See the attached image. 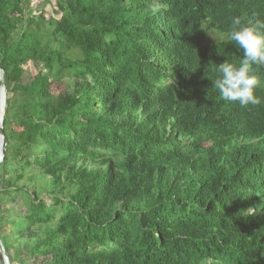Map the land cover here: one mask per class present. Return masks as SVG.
<instances>
[{
	"label": "trees",
	"instance_id": "trees-1",
	"mask_svg": "<svg viewBox=\"0 0 264 264\" xmlns=\"http://www.w3.org/2000/svg\"><path fill=\"white\" fill-rule=\"evenodd\" d=\"M54 1L57 17L0 0V69L23 93L3 116L0 203L21 197L33 264H264V103L212 81L242 57L231 18L264 19V0ZM28 60L42 70L22 85Z\"/></svg>",
	"mask_w": 264,
	"mask_h": 264
},
{
	"label": "clouds",
	"instance_id": "clouds-1",
	"mask_svg": "<svg viewBox=\"0 0 264 264\" xmlns=\"http://www.w3.org/2000/svg\"><path fill=\"white\" fill-rule=\"evenodd\" d=\"M228 39L242 52V57L239 62L227 60L217 65L220 75L212 80L213 86L225 102L245 108L264 103L257 95L261 77L256 71L257 67L264 66V19L232 17ZM250 209L244 215L253 214Z\"/></svg>",
	"mask_w": 264,
	"mask_h": 264
},
{
	"label": "rangeland",
	"instance_id": "rangeland-1",
	"mask_svg": "<svg viewBox=\"0 0 264 264\" xmlns=\"http://www.w3.org/2000/svg\"><path fill=\"white\" fill-rule=\"evenodd\" d=\"M28 1V7L26 8L28 10H32V14H37L38 9L41 8L46 16H59L58 13H56L54 10L56 9L54 3V0L44 1V0H27ZM54 12V13H53ZM219 38V35L215 32H212L210 34V40L214 41ZM23 67V73L21 75L20 83L22 85H28L34 78V76L37 74L39 70H42L41 64L33 62L31 60H28L22 64ZM0 77L2 78L3 86L5 87V83L7 85L8 89L6 90V101L4 106V112L5 109L10 104H17L20 102L21 98L23 97V93L21 91L12 90L13 88V80L5 79L4 72L0 69ZM73 82L74 80L70 77L66 76L59 82L52 83L50 89L53 94H59L63 93L67 90H72L73 88ZM1 155V150H0ZM1 158V157H0ZM3 163V162H2ZM2 163L0 164V196L4 194V184L2 183ZM10 172H15V167L12 163H9L6 167ZM25 174H28V176H34L35 181L32 183L34 185H37L39 187H42L43 182L41 178L39 177L40 170L38 169H30L26 170ZM26 182L29 183V181L26 179ZM31 183H29L30 185ZM41 199H43L47 204H51V199L49 196L45 193L41 195ZM0 207H2V210H6V213L2 214V220H3V233H7L9 237L11 238V242L13 245H11L9 252L7 254L8 257H12L15 255V249L19 248V253L17 256V259H14L12 264H33V261L30 260L27 254V240L28 237L24 235V237H18L17 230L18 225L14 222L22 221L23 219H20L19 217L24 215L25 207L22 203L21 197L18 194H13L12 197L4 199L0 203Z\"/></svg>",
	"mask_w": 264,
	"mask_h": 264
},
{
	"label": "water",
	"instance_id": "water-1",
	"mask_svg": "<svg viewBox=\"0 0 264 264\" xmlns=\"http://www.w3.org/2000/svg\"><path fill=\"white\" fill-rule=\"evenodd\" d=\"M6 101L5 87L2 83V78L0 77V164L4 161L6 156V145H7V136L3 129V116H4V106ZM0 264H10L5 249L0 240Z\"/></svg>",
	"mask_w": 264,
	"mask_h": 264
}]
</instances>
